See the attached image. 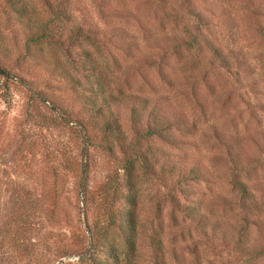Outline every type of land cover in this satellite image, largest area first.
Listing matches in <instances>:
<instances>
[{
	"label": "rangeland",
	"instance_id": "1",
	"mask_svg": "<svg viewBox=\"0 0 264 264\" xmlns=\"http://www.w3.org/2000/svg\"><path fill=\"white\" fill-rule=\"evenodd\" d=\"M16 4L0 0V264H91L94 225L110 226L111 211L121 222L130 206L118 196L127 190L125 154L85 101L91 90L69 39L29 38L46 6ZM188 7L203 15L202 34L229 67L175 45L199 24ZM66 9L68 25L94 27L100 43L86 44L108 72V90L125 95L102 106L120 123L115 134L158 158L154 170L135 162L131 176L135 251L109 227L120 263L264 264V254L245 259L231 242L240 233L264 245V0H69ZM131 106L142 125L153 114L173 123L164 137L145 138L132 129ZM233 165L260 209L240 210Z\"/></svg>",
	"mask_w": 264,
	"mask_h": 264
},
{
	"label": "trees",
	"instance_id": "2",
	"mask_svg": "<svg viewBox=\"0 0 264 264\" xmlns=\"http://www.w3.org/2000/svg\"><path fill=\"white\" fill-rule=\"evenodd\" d=\"M7 1L14 7V9H19L20 5L16 4L17 0ZM41 1L46 6L49 16L47 19H43L42 23L38 25L39 32L34 35L35 31H32L29 38L31 40L38 41L55 38L58 39V43L63 42V38L69 39L74 51V59L77 63L76 66L83 73V76L86 79L85 84L88 85L91 90L90 96H88V94L85 95V101L87 102V100L90 99L92 101V106L95 107V112L104 116L103 130H106L109 138L111 137L112 139V137H114L118 142L120 141V145L125 154L123 160L124 163L121 165L126 172L125 184L127 186V190L125 192H120L118 196H121V199L129 203L130 206L122 210L121 222L118 219L119 212L111 211L109 218L110 226L97 227L94 225L93 230H91V240L89 244L91 252H88L87 254V258L91 264H121L115 238L113 236H109V227H118V229L121 230V234L129 250L135 251L138 219L135 213V208L133 207H135L137 204L138 194L133 189L134 182L131 180V176L135 169V162H141L142 166H144L146 169L154 170V164L152 162L157 161L158 158L154 153V150L148 152L147 150H149V148L146 147L143 149L142 145H140L136 139H131L124 142V136L115 134L116 130H120V123H118V121L113 118L112 114H114V111L109 110L107 113H104L102 110V106H108L107 104L112 101L114 103H116L115 101H119V103L124 101L125 95L122 92L115 94L108 90L107 86L109 85L110 79L108 72L106 71V68L100 65L98 57L86 44V42L89 41L93 43H100L97 40L96 30L94 27L86 26L77 22H73L70 25L67 24L66 21H68L69 14H67L68 11L66 8L69 0ZM22 9V11L27 10L25 7H22ZM188 10L192 15H194L196 22L199 24H196V32L194 33L187 30L188 27H185V32L187 34L186 38L179 39L175 45H179L180 43V45L191 49L194 56H197L198 52H202L204 49L205 52L208 53L205 54L208 64L212 65L213 63H217L220 66L229 67V59L226 57L222 49L209 37L202 34V30L199 26L205 23L203 20V15L195 11L192 7H188ZM171 13L172 12H170V15H173ZM172 17L176 16L173 15ZM57 34L58 36L56 37ZM166 52H168V50H164L165 54ZM141 102L142 104H146L144 99L141 100ZM95 104L97 105L95 106ZM107 109L109 108L107 107ZM158 116L159 115L153 114V121L147 120L145 124L142 125V120L139 117V111L134 106L130 107V121L132 124V129L139 130V134L145 138H148L151 135L164 137L165 132L173 123V120H169L165 116L164 117L166 120L158 119ZM106 147L109 151H111L110 149H112V144L108 142ZM152 159L153 161H151ZM233 166L234 167L230 176V183L232 190L237 197L236 202L240 210L242 212H249L252 209H260L263 202L260 200L259 194L252 190L253 188L249 186L247 181H245L243 178H240V171L238 172L236 170V166ZM218 236L227 238L226 235L224 236L222 233L218 234ZM231 242L234 248H240V251L238 252L243 253L246 256L245 259L249 260L259 254H264V245L253 243L248 244L247 239L242 240L240 233H238L236 237H233ZM154 243L158 247L157 251L161 252L162 250L160 240L156 239ZM99 251H103L106 254V257H99L97 255V252ZM109 257L112 259H108ZM61 264L74 263L62 261Z\"/></svg>",
	"mask_w": 264,
	"mask_h": 264
}]
</instances>
